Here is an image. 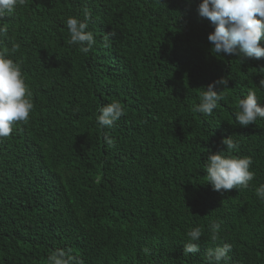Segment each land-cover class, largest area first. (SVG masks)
<instances>
[{
  "label": "trees",
  "instance_id": "16d2710c",
  "mask_svg": "<svg viewBox=\"0 0 264 264\" xmlns=\"http://www.w3.org/2000/svg\"><path fill=\"white\" fill-rule=\"evenodd\" d=\"M200 2L27 0L0 21V51L21 65L34 103L0 139V264H48L58 248L83 264H207V249L224 242L229 264H264V200L255 195L264 119L235 120L250 91L264 101V58L212 53ZM85 8L96 39L87 54L67 43L66 26ZM220 77L227 99L211 115L193 112ZM112 101L125 114L101 129L98 109ZM228 136L255 176L247 189L215 191L204 166ZM211 221L221 224L216 244ZM196 226L199 251L184 256Z\"/></svg>",
  "mask_w": 264,
  "mask_h": 264
},
{
  "label": "clouds",
  "instance_id": "9594fccd",
  "mask_svg": "<svg viewBox=\"0 0 264 264\" xmlns=\"http://www.w3.org/2000/svg\"><path fill=\"white\" fill-rule=\"evenodd\" d=\"M27 0H0V21L5 16L14 14L18 7L26 5ZM201 17L207 18L214 30L208 34L211 51L217 55H236L241 58H264V0H201L197 8ZM92 19L87 8L83 10V19L69 16L66 26L70 34L69 45H77L82 53L87 54L96 44L94 33L88 30V22ZM8 29L0 24V38L6 37ZM114 35V33H113ZM105 44L108 40L105 39ZM15 48H13V51ZM264 68V67H262ZM264 88V79L259 81ZM228 87V79L220 77L212 81L206 90L200 93L199 103L192 111L203 115H211L220 102L227 99L223 89ZM220 89V90H217ZM239 111L235 120L241 126L255 124L258 119H264V101L255 91H250L246 97L237 102ZM34 109L32 92L26 83L22 67L8 55L0 51V139L9 137L16 122H27ZM125 114V109L119 101H112L98 109L96 122L101 129L111 128ZM107 144L113 140L105 135ZM224 148L214 154H209L206 169V182L215 191H228L233 188L247 189L254 179L251 169L253 160L250 156H234L231 153L238 148V142L231 136L222 138ZM255 195L264 200V184L255 188ZM211 240L213 244L221 240L219 235L221 224L211 221ZM187 242L183 245V255L196 254L200 248L203 228L196 226L187 231ZM232 251L230 243H221L209 247L205 253L207 264H229ZM48 264H83V261L63 248L55 249L47 257Z\"/></svg>",
  "mask_w": 264,
  "mask_h": 264
}]
</instances>
